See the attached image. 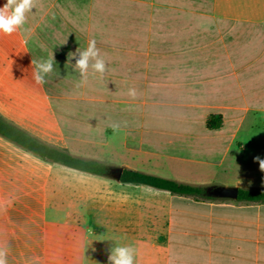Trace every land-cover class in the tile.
I'll use <instances>...</instances> for the list:
<instances>
[{
	"label": "crops",
	"instance_id": "obj_1",
	"mask_svg": "<svg viewBox=\"0 0 264 264\" xmlns=\"http://www.w3.org/2000/svg\"><path fill=\"white\" fill-rule=\"evenodd\" d=\"M32 11L23 29L0 36L2 118L62 150L64 127L85 134L76 138L81 149H98L96 124L69 126L52 109V91L76 85L68 54L95 39L108 70L87 85L106 86L105 153L112 167L193 185L196 166L216 164L232 170L230 182L219 186L264 189L240 186L239 180H255L236 173L248 149L238 132L250 114H264V0H38ZM52 53L59 76L38 86L31 61ZM210 115L221 116L220 128L206 127ZM237 141L245 144L243 156ZM36 160L76 177L72 217L91 264H109L110 253L98 249L97 236L105 233L112 245L135 246L137 264H264V203L235 201L217 216H196L192 197L76 172L0 140V241L10 245L9 261L79 260L57 254L41 231L45 210L64 209L68 190L50 166L36 172ZM4 164L19 168L6 174ZM4 177L16 183L4 189Z\"/></svg>",
	"mask_w": 264,
	"mask_h": 264
},
{
	"label": "rangeland",
	"instance_id": "obj_2",
	"mask_svg": "<svg viewBox=\"0 0 264 264\" xmlns=\"http://www.w3.org/2000/svg\"><path fill=\"white\" fill-rule=\"evenodd\" d=\"M105 89V85H85L81 88H77L75 85L57 86L56 90L58 91H52V96L55 97V100H52V109L58 115L59 120L64 124H68L69 126H78L82 124L93 123L99 128L98 132L93 134L97 138L96 141L99 148H94L93 151L88 149L86 152L84 149H81L82 145L80 146L76 140L77 136L80 137L84 136L85 134H80L77 133L75 129H67L64 127L65 131L63 135L67 139V145L65 149L66 151L78 156L98 158L103 160L105 163L107 162V165L112 167V165L108 162L109 160H107L105 153L106 133L104 130H106L107 125V101ZM137 120H140L139 116ZM238 137L248 144V149L246 155L242 158V164L237 167L236 173L240 177L244 176L245 178L247 177L255 181L251 182L250 180H239L237 182L240 184V186L242 185V187L252 186L256 188H264V171L261 170L259 161L256 160L257 157H259L260 160H264V114H250L239 130ZM0 140L10 144L22 152L29 153L28 151L22 149L21 147L4 139L1 136ZM235 144L239 154L243 156L245 153V144L242 141H237ZM5 146L7 147L8 145ZM101 147L104 149L102 150ZM4 150L7 151V149ZM34 165L36 172H41L43 168L46 169L50 166L52 176L60 175L61 177H66L65 181L62 180V185L60 188L68 190L67 206L64 207V209L62 208L58 210L57 213L54 212L52 208L47 207L45 210L44 219L42 222H40V228L42 233L44 231L47 244L49 245V243H51L52 249L55 250L59 255L68 254L75 256L78 254L79 260L78 262L76 261L77 264H91V258L87 253L88 246L85 244L84 234L80 229H76V225L74 224L72 217L77 208L70 197L72 193L69 190L76 182V177L71 176L70 172L66 171L65 169H60L54 165L41 163L37 160ZM18 168L19 167L17 165L4 164L3 172L6 174L16 173ZM231 171L232 170H227L223 166L221 167L216 164L205 166L199 165L194 169L195 178L190 182V184L199 185L202 188L209 186H219L222 185V183L230 182L227 178L230 176ZM13 180L11 177H4V189L6 184L9 185V188H11L12 186L10 185L12 183H16ZM21 183L22 182L19 180V184ZM54 186L57 187L58 183H55ZM41 187L42 186H39L36 182L35 188L38 189ZM194 200L196 202L194 211L196 216L202 213H208L214 217L219 215V211L226 208V206L237 204V202L231 200ZM200 202H204L206 205H202ZM39 207H41V205L36 203V211ZM156 220H159V213L156 214ZM97 237L99 241L98 249L102 254L110 253L111 249L114 246H117V244L112 245L113 236L111 234L105 233ZM35 239L36 248H38V244L41 242V236L36 235ZM69 248H71V251ZM9 264H17V262L9 261ZM39 264H43L42 260H39ZM103 264H105V262H103Z\"/></svg>",
	"mask_w": 264,
	"mask_h": 264
},
{
	"label": "clouds",
	"instance_id": "obj_3",
	"mask_svg": "<svg viewBox=\"0 0 264 264\" xmlns=\"http://www.w3.org/2000/svg\"><path fill=\"white\" fill-rule=\"evenodd\" d=\"M37 3L38 0H6L4 6L0 7V36H11L23 29L28 13L36 9ZM24 31L27 32V29ZM73 59H75V64L71 65L70 62ZM68 60L78 77L75 85L77 88L87 85L90 79L102 81L108 70L95 39L88 41L86 49L78 48L76 52H70ZM55 64L53 53L48 58L32 59L31 75L34 83L42 87L49 82V78L58 77L59 71ZM128 95L135 97V89H129ZM113 127L118 128L119 125H113ZM256 160L259 161L260 168L264 171V160H260L259 157ZM61 179L64 180L66 177H61ZM9 253L10 245L5 241H0V264H9ZM108 262L109 264H137V249L132 245L114 246L108 256ZM27 264H39V258H31Z\"/></svg>",
	"mask_w": 264,
	"mask_h": 264
},
{
	"label": "trees",
	"instance_id": "obj_4",
	"mask_svg": "<svg viewBox=\"0 0 264 264\" xmlns=\"http://www.w3.org/2000/svg\"><path fill=\"white\" fill-rule=\"evenodd\" d=\"M221 116L210 115L206 119V127L215 130L221 127ZM0 136L14 143L43 161L58 164L69 169L92 175L107 177L111 166L93 160L74 156L65 150L48 145L16 127L0 116ZM120 183L144 185L159 190L168 191L178 196H187L194 199H214L205 195L201 186L178 183L141 172L123 169ZM237 202L264 203V189H238Z\"/></svg>",
	"mask_w": 264,
	"mask_h": 264
},
{
	"label": "water",
	"instance_id": "obj_5",
	"mask_svg": "<svg viewBox=\"0 0 264 264\" xmlns=\"http://www.w3.org/2000/svg\"><path fill=\"white\" fill-rule=\"evenodd\" d=\"M123 169L121 167H112L109 170V176L116 182H120ZM205 195L217 200L236 201L238 197L237 187L215 186L205 188Z\"/></svg>",
	"mask_w": 264,
	"mask_h": 264
}]
</instances>
